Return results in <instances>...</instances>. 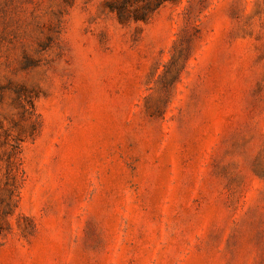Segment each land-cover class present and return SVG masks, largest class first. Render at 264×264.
I'll list each match as a JSON object with an SVG mask.
<instances>
[{
    "label": "rangeland",
    "instance_id": "1",
    "mask_svg": "<svg viewBox=\"0 0 264 264\" xmlns=\"http://www.w3.org/2000/svg\"><path fill=\"white\" fill-rule=\"evenodd\" d=\"M11 144L0 264H264V0H0Z\"/></svg>",
    "mask_w": 264,
    "mask_h": 264
},
{
    "label": "trees",
    "instance_id": "2",
    "mask_svg": "<svg viewBox=\"0 0 264 264\" xmlns=\"http://www.w3.org/2000/svg\"><path fill=\"white\" fill-rule=\"evenodd\" d=\"M166 2V0H165ZM162 4V3H160ZM201 38L200 27L196 19L186 17L184 25L180 28L178 38L175 40L174 49L171 53V58L164 63V72L162 76H170L176 82L182 75L188 62L190 61L196 41ZM186 42V43H185ZM160 67H157L159 69ZM11 150L6 159H0V170L5 167L3 178L0 177V216L6 219L7 227H4L0 221V237L6 238L13 232L10 218L16 214L19 208L20 188H21V159L16 151L17 146L11 144ZM24 216V215H23ZM33 222V221H32ZM36 225L33 223L30 235H34ZM26 236V235H25Z\"/></svg>",
    "mask_w": 264,
    "mask_h": 264
}]
</instances>
